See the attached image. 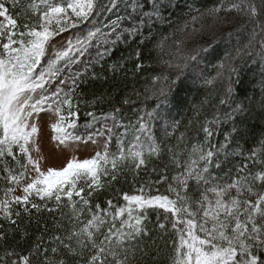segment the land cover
Returning a JSON list of instances; mask_svg holds the SVG:
<instances>
[{"label": "snow or ice", "instance_id": "obj_1", "mask_svg": "<svg viewBox=\"0 0 264 264\" xmlns=\"http://www.w3.org/2000/svg\"><path fill=\"white\" fill-rule=\"evenodd\" d=\"M7 4L0 0V173L8 184L20 185L23 196H10L15 187H8L6 198L0 200V218L16 224L21 211L14 205L29 217L33 210L36 215L55 214L64 207L71 215L66 217L67 228L53 216L63 236L53 235L46 242L41 235L28 254L6 251L0 264H146L149 253L143 241L154 230L148 227L150 211L156 214L154 228L162 235L171 230L177 237L168 264H264V132L245 155L238 138L250 109L238 99L237 67L246 59L255 63L264 87V0H217L209 8L191 9L198 13L193 22L211 20L213 28H232L223 33V50L216 52L212 45L188 48L185 41H177L175 55L160 63L152 86L144 90V99L154 104L133 109L136 119L127 124L118 123L121 109L114 108L102 114L101 128H96L101 117L89 111L86 115L92 119L84 127L91 131L84 134L75 131L80 101L73 110L74 98L81 84L97 78L90 69L102 65L122 44L136 38L141 45L150 42L152 29L167 20L174 0H30L22 24ZM17 4L11 0L12 9ZM162 47L163 41L155 44ZM141 57L137 48V71L143 67ZM132 58L130 54L128 59ZM209 63L215 75L206 74ZM109 67L115 72L124 63ZM196 81L209 90L227 84L211 117L203 112L211 103L212 93L206 91L193 106L194 118L177 144L168 147L175 174L169 178L165 165L158 179L149 181H168L169 194L146 195L142 185L139 195L123 194L126 203L121 206L108 200L107 207L99 203L93 207V194L106 183L118 181L126 170L135 178L152 157L159 159L164 148L156 131L162 130L165 137L175 135L179 122L171 119L172 111L181 103V89ZM135 95L139 98L141 93ZM103 99L97 96L89 106ZM135 103L128 97L123 100L125 105ZM41 113L49 120L55 115L49 126L59 144H97V138H103V151L83 160L73 156L60 169L42 170L30 150L43 126L38 122ZM119 128L124 130L117 134ZM220 135L222 140L217 139ZM113 140L115 152L110 151ZM237 156L244 162L234 173L231 169L226 177L214 173ZM29 169L35 175L22 183ZM33 196L43 203L30 199ZM6 239L0 231V241ZM49 243L53 256L48 255ZM61 249L63 256L53 259Z\"/></svg>", "mask_w": 264, "mask_h": 264}, {"label": "trees", "instance_id": "obj_2", "mask_svg": "<svg viewBox=\"0 0 264 264\" xmlns=\"http://www.w3.org/2000/svg\"><path fill=\"white\" fill-rule=\"evenodd\" d=\"M29 2L30 0H18L17 7L12 9L11 0H8L6 6L10 8L11 14H19L18 23L20 24L24 23L23 11ZM216 2L217 0H174L175 6L166 13L167 20L161 21L152 29L150 42L141 45L139 38H136L129 41L127 45L122 44L110 57L103 61L102 65H97L94 69H90V72H94L97 78L89 79L86 83L81 84L74 98L73 110H75V101H80L76 133L84 134L90 130H86L84 127L86 122L92 119V117L86 115L89 111L94 112L97 117L103 118L102 114H107L118 107L122 113L118 118V123L127 124L129 120L134 122L136 119V113L133 112V109L153 105L154 101L144 99V90L146 87L150 88L152 86L153 78L159 71L160 63L175 55L177 41H185L188 48L200 45H212L216 49V52H221L224 44L223 33L231 31L232 28H213L211 20L192 21V16L198 15V13L191 9L200 8L203 10L213 6ZM164 37H167V39L164 40ZM161 41H163L162 49L155 48V44ZM216 41H219V43H216ZM233 44H235V38H233ZM137 48H140L142 52L139 62L143 64V67L139 71L135 68L137 61L134 58V52ZM130 54L133 55L132 59H128ZM122 57L123 60L121 59ZM113 62L124 63V68L118 69L115 72L111 71L109 66ZM237 67L239 69L238 99L243 102L246 110L250 109L248 115L244 118V124L240 125L243 136L242 138H238L245 155H247L248 150L259 141L262 132H264V119L261 118L264 115V104H262V101H264V87L260 83V69L255 63H250L246 59L244 62L238 61ZM206 74L215 75V69L211 63L207 65ZM233 79H236V77H233ZM226 84V81L223 84L218 83L214 89L209 90L200 81H196L187 88H182L179 94L181 103L172 111L171 117V119L179 122L175 135L165 137L162 130L157 129L156 131V135L163 142L164 148L159 159L152 157V161L147 169L142 168L139 171V175L135 176V178L131 171L126 170L118 181L112 182L110 186L106 183L104 189L93 194L91 199L93 207L97 203L102 208L107 207L106 202L108 200H112L116 206H121L126 203L123 200V194L139 195L141 194L140 188L142 185L144 186V194L146 195L169 194L166 191L168 181L158 184H149V181H156L158 179L157 173H160L165 165H168L167 175L169 178L175 174L176 169L170 163V154L167 151L168 147H174L177 144V138L184 132L185 126H189V121L194 118L193 106L199 105L200 101L204 99L206 91H211L212 93L210 98L211 103L205 106L203 112L211 117L215 111V107L219 105V99L223 95ZM233 88H237V85H233ZM135 92H140L141 96L138 98ZM101 95L104 97L103 100H98L94 106H89L90 101ZM125 97L136 101V103L123 104ZM203 118L202 114L200 119L203 120ZM123 130V128L118 129L117 134ZM171 131L172 129H169V132ZM128 139L130 140L131 137H128ZM217 139L222 140L223 135H220ZM110 151H116L115 140L110 145ZM243 162L241 157L237 156L231 159L229 163L224 164L220 170H214V173L219 177H226L229 169L234 173L235 169ZM153 168L156 169V172L152 171ZM3 175L5 174L0 173V200L6 198L5 190L8 187H16V185L8 184L2 178ZM103 179L107 181V178ZM10 196H14V192ZM30 199L43 203L35 196L30 197ZM14 209L21 211L16 224H11L9 221L0 218V225L3 226L0 228V231L4 232L7 236L6 240L0 241V256H3L9 250H14L16 253L23 255L28 254L37 242V237L41 235L44 236L46 242L53 235L63 236L64 232L54 226L53 216L55 215L56 219L67 228L66 217L71 215L69 207H64L55 214L44 211L36 215L35 210H33L34 215L31 217L25 214L19 205H14ZM160 211L163 213V210ZM61 213L65 214V218H61ZM155 224L156 214L150 211L148 227L154 230L143 241V246H146L149 253L145 257L146 264H168L167 257L172 254V242L177 237L171 230H169L167 235H162L158 228H154ZM45 226L47 227V231L45 230ZM153 240L155 243H153ZM47 246L49 248L48 255L53 256L51 253L53 245L49 243ZM61 256H63V249H61L60 255L53 257V259H59ZM153 257H157V259L154 260ZM33 260L35 261V257H33Z\"/></svg>", "mask_w": 264, "mask_h": 264}, {"label": "rangeland", "instance_id": "obj_3", "mask_svg": "<svg viewBox=\"0 0 264 264\" xmlns=\"http://www.w3.org/2000/svg\"><path fill=\"white\" fill-rule=\"evenodd\" d=\"M55 119L56 117L54 114H51V120H49L48 115L41 113L38 122H43V126L36 137L35 144L30 145L31 154L33 158L40 159L42 170H47L48 168L60 169L64 167L73 156L79 160H83L91 158L97 151H103V138H97V144H93L91 141L87 143L72 141L69 142L67 146L59 144L58 141L52 139L53 132L49 126ZM109 126L111 125L109 124ZM101 127L102 125L97 128ZM37 148L39 151L35 150ZM34 175L35 173L31 172V169H29V174L25 176L22 183H27L30 176ZM14 195L23 196L20 185H16Z\"/></svg>", "mask_w": 264, "mask_h": 264}]
</instances>
